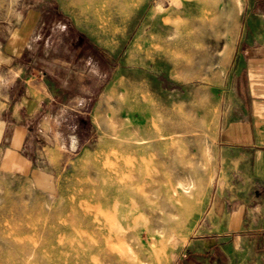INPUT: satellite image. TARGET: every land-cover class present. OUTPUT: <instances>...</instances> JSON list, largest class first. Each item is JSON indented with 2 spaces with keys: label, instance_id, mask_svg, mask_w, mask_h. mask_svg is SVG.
I'll use <instances>...</instances> for the list:
<instances>
[{
  "label": "rangeland",
  "instance_id": "374dc122",
  "mask_svg": "<svg viewBox=\"0 0 264 264\" xmlns=\"http://www.w3.org/2000/svg\"><path fill=\"white\" fill-rule=\"evenodd\" d=\"M253 10L264 0H0V51L41 68L53 98L0 144V264H60L114 199L119 263L171 264L247 94L236 42Z\"/></svg>",
  "mask_w": 264,
  "mask_h": 264
},
{
  "label": "crops",
  "instance_id": "0c3cea01",
  "mask_svg": "<svg viewBox=\"0 0 264 264\" xmlns=\"http://www.w3.org/2000/svg\"><path fill=\"white\" fill-rule=\"evenodd\" d=\"M249 16L260 25L248 23L236 42L243 73L237 83L246 84L247 94H239L238 106L217 134L206 208L171 264H264V11ZM18 57L0 51V144L8 126L40 124L48 113L45 100H53L46 73Z\"/></svg>",
  "mask_w": 264,
  "mask_h": 264
},
{
  "label": "bare ground",
  "instance_id": "6f19581e",
  "mask_svg": "<svg viewBox=\"0 0 264 264\" xmlns=\"http://www.w3.org/2000/svg\"><path fill=\"white\" fill-rule=\"evenodd\" d=\"M167 134V133H165ZM162 136V135H161ZM170 138V137H169ZM129 142V141H128ZM136 144V143H135ZM131 145V144H130ZM128 147V146H127ZM133 148V147H132ZM131 148V149H132ZM141 148V147H139ZM135 150V149H134ZM130 151V150H129ZM139 151V150H138ZM137 151V152H138ZM128 152V151H127ZM136 152V154H137ZM144 152V151H142ZM135 155V154H134ZM139 156V155H138ZM140 161V163L138 164V168L139 166H141L142 164V160L143 159H137ZM130 161V160H129ZM128 161V162H129ZM144 161V160H143ZM135 158L131 159V163H130V169H131V173H136L134 172L135 169L133 167V164L135 163ZM145 162V161H144ZM149 162V161H148ZM137 163V162H136ZM126 166V163H124ZM113 165V164H112ZM120 166V165H119ZM120 170V169H119ZM140 170V169H139ZM120 172V171H119ZM129 173V172H128ZM138 174V173H137ZM132 176H130L131 178ZM149 177V176H148ZM129 178V177H128ZM136 179V177H135ZM119 180V179H118ZM131 180H133V178H131ZM140 181V180H139ZM140 184V182L138 183ZM131 186V183H130ZM139 186V185H138ZM184 186V185H182ZM132 187V186H131ZM112 188V187H111ZM184 188V187H183ZM127 189V188H126ZM181 189V188H180ZM129 190V189H128ZM184 190V189H182ZM122 191V190H120ZM130 191V190H129ZM117 192V191H116ZM184 192V191H183ZM112 193V192H111ZM135 193V192H134ZM120 194V193H119ZM124 194V193H123ZM127 195V194H125ZM131 195V193H130ZM129 195V196H130ZM107 196V194L105 195ZM135 196V195H134ZM109 197V196H108ZM111 197V196H110ZM132 197V196H131ZM135 198V197H134ZM140 198V196H139ZM114 202L112 203L113 206L111 208V210L106 214H104L101 218V220L98 223V229H97V233H98V238L97 239H91V238H82L79 240H72V241H68V242H63L61 243V250L62 249H70L73 250L75 253L72 257H69L68 255L63 254L62 252H60V257L57 258L60 262V264H122L119 263L120 260H122L123 258V254L121 252V250H119L118 248H115V244L112 243L113 240L115 241H122L121 239L123 238V232H121V228L123 227L122 224H119V226L115 225V223L113 222L112 218L108 217L110 216L109 214H111V216L113 217L114 215H116V206H117V200L114 199ZM109 202V201H107ZM137 202V201H136ZM135 203H134V207H135ZM172 208V207H171ZM85 209V208H84ZM122 209V208H121ZM185 209V208H184ZM87 210V209H86ZM124 211V210H123ZM125 213V212H124ZM96 217V216H95ZM96 220V219H95ZM115 221V220H114ZM120 228V229H119ZM60 242V241H59ZM50 243V242H49ZM122 244V242L120 243ZM119 244V245H120ZM118 247V244L117 246ZM48 249V248H47ZM51 249V248H50ZM65 250V251H66ZM54 251V250H53ZM51 252V251H50ZM53 253V252H52ZM58 256V255H57ZM50 259V258H49ZM54 260V258H53ZM55 261V260H54ZM47 264H51V262L49 260L46 261ZM56 264V263H55Z\"/></svg>",
  "mask_w": 264,
  "mask_h": 264
}]
</instances>
